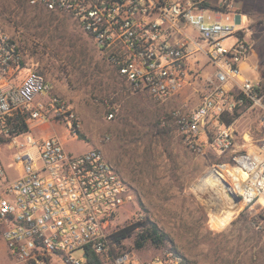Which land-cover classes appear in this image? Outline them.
I'll return each instance as SVG.
<instances>
[{
    "label": "built area",
    "instance_id": "built-area-1",
    "mask_svg": "<svg viewBox=\"0 0 264 264\" xmlns=\"http://www.w3.org/2000/svg\"><path fill=\"white\" fill-rule=\"evenodd\" d=\"M23 1L73 17L118 74L156 101L179 94L189 83L193 62H204L200 67L212 73L201 103L192 110L174 109L170 116L194 151L231 152L230 161L214 164L210 172L241 197V209H264V90L243 72L253 47L246 17L237 13L239 22H208L205 9L215 7L218 15L223 0ZM235 87L240 97L234 96ZM244 100L259 111L261 135L245 133L239 144L238 132L222 116ZM16 120L24 121L28 130L18 131ZM52 122H64L69 135L78 138L80 119L74 106L53 94L48 81L28 67L18 41L0 32V147L12 150L20 173L11 179L0 163V222L16 262L88 264L93 251L100 261L106 257L112 264H182L184 257L174 250L147 262L129 252L113 253L108 224L133 202L134 192L101 150L73 154L58 136L33 135L34 129ZM238 145L242 148L235 150ZM254 225L264 229L263 224ZM79 250L83 256L77 258L73 253Z\"/></svg>",
    "mask_w": 264,
    "mask_h": 264
},
{
    "label": "rangeland",
    "instance_id": "rangeland-1",
    "mask_svg": "<svg viewBox=\"0 0 264 264\" xmlns=\"http://www.w3.org/2000/svg\"><path fill=\"white\" fill-rule=\"evenodd\" d=\"M223 1L228 4L221 10L223 22L235 23L236 13L241 12L252 28L253 47L244 74L264 90V0ZM204 14L208 22L216 18L213 8ZM0 32L18 41L28 67L48 81L53 94L68 100L80 119L77 139L69 135L64 122L44 124L33 135L58 136L73 154L101 150L132 188L134 200L110 220L109 234L148 219L168 236L161 247L149 242L136 248L135 232L120 245L112 243L114 254L129 252L135 260L147 262L165 250H174L190 264H264V229L254 225H264V209L257 205L241 209L243 204L237 208L240 203L230 204L214 186L195 189L214 164L230 161L232 153L194 151L170 116L174 109L192 110L201 103L212 73L200 67L204 62H193L184 89L169 101L159 102L145 91L134 90L66 13L32 7L23 0H0ZM233 94L241 96L236 87ZM234 112L239 117L231 126L239 134V144L245 133L255 138L261 135L259 111L249 100L225 113L223 121ZM0 163L9 178L20 174L8 145L0 147ZM3 229L0 222V264H19L6 246ZM73 255L80 258L83 251ZM103 259L100 264H112ZM51 264L64 263L53 260Z\"/></svg>",
    "mask_w": 264,
    "mask_h": 264
},
{
    "label": "trees",
    "instance_id": "trees-1",
    "mask_svg": "<svg viewBox=\"0 0 264 264\" xmlns=\"http://www.w3.org/2000/svg\"><path fill=\"white\" fill-rule=\"evenodd\" d=\"M228 4H222L220 8L217 9H227ZM239 117V114L237 112H234L233 115L230 117H226L224 121L227 125H231L237 118ZM13 126L18 131H27L28 127L25 124L24 121L16 120L15 123H13ZM137 232L135 239H134V245L136 248H142L147 243L151 242L154 245L161 247L163 246L166 241L168 240V236L166 233H164L158 225L148 219L146 220H139L131 224H127L125 226L119 227L113 232L110 233V239L111 242L120 245L123 240L130 238L134 235V233ZM100 262L99 257H97L93 251L89 252V258H88V264H98ZM182 264H190L188 260L184 258V261Z\"/></svg>",
    "mask_w": 264,
    "mask_h": 264
},
{
    "label": "water",
    "instance_id": "water-1",
    "mask_svg": "<svg viewBox=\"0 0 264 264\" xmlns=\"http://www.w3.org/2000/svg\"><path fill=\"white\" fill-rule=\"evenodd\" d=\"M236 21L237 22L240 21L239 15L236 16ZM212 176L215 177L219 181V183H220L219 187L220 188L222 187L224 189V193H225L224 196H225L226 200L230 202V204L236 205V204L240 203L241 197L238 196L237 194H235L231 190V186L226 180L220 178V176L217 173H215V172H212ZM214 187L219 189L218 186H214Z\"/></svg>",
    "mask_w": 264,
    "mask_h": 264
},
{
    "label": "bare ground",
    "instance_id": "bare-ground-1",
    "mask_svg": "<svg viewBox=\"0 0 264 264\" xmlns=\"http://www.w3.org/2000/svg\"><path fill=\"white\" fill-rule=\"evenodd\" d=\"M230 173L235 175V176H238L240 177V173L239 172H236L235 170H230ZM221 178V177H220ZM223 179V178H222ZM220 183L219 181L212 176V173H208V175L205 177V178H202L199 183L195 186V189L196 190H200V191H203V190H206L209 186H218L219 187ZM220 190H222V193L225 195L224 193V189L221 187H219ZM208 190V189H207ZM223 196V195H222ZM222 198V197H221ZM235 206V205H234ZM233 206V207H234ZM240 206H242V204H239L237 208H239ZM231 210H234V209H231Z\"/></svg>",
    "mask_w": 264,
    "mask_h": 264
},
{
    "label": "crops",
    "instance_id": "crops-1",
    "mask_svg": "<svg viewBox=\"0 0 264 264\" xmlns=\"http://www.w3.org/2000/svg\"><path fill=\"white\" fill-rule=\"evenodd\" d=\"M213 8H215V7H213ZM237 13H240V14H242L244 17H246V15H245L244 13H241V12H237ZM237 13H236V16H237ZM236 16H235V18H236ZM216 18H221V19H222V15H221V13L218 14V15H216ZM250 56H251V53L249 54L247 61L243 64V72H244V68L247 66V62L250 60ZM244 75H245V74H244ZM238 135H239V134H238ZM235 150H237V149H235Z\"/></svg>",
    "mask_w": 264,
    "mask_h": 264
}]
</instances>
